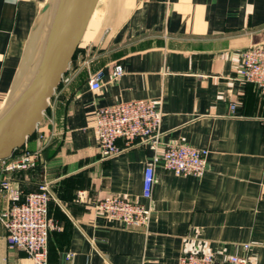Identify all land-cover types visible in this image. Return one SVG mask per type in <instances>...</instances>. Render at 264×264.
<instances>
[{
  "label": "crops",
  "instance_id": "obj_1",
  "mask_svg": "<svg viewBox=\"0 0 264 264\" xmlns=\"http://www.w3.org/2000/svg\"><path fill=\"white\" fill-rule=\"evenodd\" d=\"M46 0H0V112L23 74ZM92 38L77 47L41 121L23 147L40 161L11 173L25 194L51 185V264H177L184 253L250 257L264 264V93L238 76L245 48L264 43V0H100ZM35 48L32 51L34 54ZM120 66L121 74L114 69ZM102 70L92 91L89 76ZM152 98L162 112V144L206 148L201 177L155 166L146 227L96 212L108 195L142 198L143 144L102 158L93 128L95 106ZM234 104L233 109L230 105ZM8 197L0 193V211ZM248 244V249L243 245ZM72 256L67 259L65 255ZM0 264H33L11 247L0 223Z\"/></svg>",
  "mask_w": 264,
  "mask_h": 264
},
{
  "label": "built area",
  "instance_id": "obj_2",
  "mask_svg": "<svg viewBox=\"0 0 264 264\" xmlns=\"http://www.w3.org/2000/svg\"><path fill=\"white\" fill-rule=\"evenodd\" d=\"M237 71L241 80L254 84L260 93H264V43L253 44L241 51ZM121 72V67L116 66L114 74ZM102 78V70L90 74L89 86L92 91L100 90ZM234 107L231 103L230 108ZM161 118L160 106L152 98L95 106L93 128L102 158L121 151L118 140L124 142V147L143 144L153 151L143 172L142 198L145 201L135 202L118 195H108L94 203L98 214L129 227H146L150 216L147 201L156 181V165L180 176L201 177L206 172V148L184 142H168L159 152L162 144ZM40 151L39 148L29 150L22 146L11 156L0 160V193L8 197V204L0 211V223L9 246L24 250L33 264H51L48 259V238L51 231L60 228L49 214V202L53 198L51 185L42 181L36 190L22 194L12 186L10 179L13 172L36 167L41 158ZM243 247L248 249L249 245L244 244ZM71 256L70 252L65 255L67 259ZM177 264H250V257L248 254H227L219 259L211 253L189 252L182 254Z\"/></svg>",
  "mask_w": 264,
  "mask_h": 264
},
{
  "label": "water",
  "instance_id": "obj_3",
  "mask_svg": "<svg viewBox=\"0 0 264 264\" xmlns=\"http://www.w3.org/2000/svg\"><path fill=\"white\" fill-rule=\"evenodd\" d=\"M97 0H46L25 52L24 81L0 112V160L21 148L41 121L80 43ZM34 54L32 51L34 50ZM19 79V77H18Z\"/></svg>",
  "mask_w": 264,
  "mask_h": 264
},
{
  "label": "bare ground",
  "instance_id": "obj_4",
  "mask_svg": "<svg viewBox=\"0 0 264 264\" xmlns=\"http://www.w3.org/2000/svg\"><path fill=\"white\" fill-rule=\"evenodd\" d=\"M99 1L100 0H97L91 15L86 21L84 31L81 35L80 44H85V43H82V39H91L95 29H97V25L99 24L98 23L99 18H97L95 21H92V18L94 17L95 13L98 11L97 9L99 7Z\"/></svg>",
  "mask_w": 264,
  "mask_h": 264
},
{
  "label": "rangeland",
  "instance_id": "obj_5",
  "mask_svg": "<svg viewBox=\"0 0 264 264\" xmlns=\"http://www.w3.org/2000/svg\"><path fill=\"white\" fill-rule=\"evenodd\" d=\"M98 11L95 13V15H94V17L92 18V21H95L97 18H99L100 17V6L98 7V9H97ZM89 40L90 39H82V43H88L89 42ZM32 60V59H31ZM30 62V61H29ZM25 69V68H24ZM19 76H20V78L18 79L17 78V85L19 86V85H21L22 83H23V81H24V74H19ZM16 84H15V86H17Z\"/></svg>",
  "mask_w": 264,
  "mask_h": 264
},
{
  "label": "trees",
  "instance_id": "obj_6",
  "mask_svg": "<svg viewBox=\"0 0 264 264\" xmlns=\"http://www.w3.org/2000/svg\"><path fill=\"white\" fill-rule=\"evenodd\" d=\"M76 51H77V49H76ZM76 51H75V53H74V55H73V58H74V56H75V54H76ZM73 58H72V59H73ZM18 149H19V148H18ZM18 149H16L15 151H17ZM15 151H14V152H15Z\"/></svg>",
  "mask_w": 264,
  "mask_h": 264
}]
</instances>
